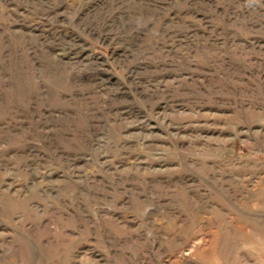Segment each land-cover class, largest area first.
Masks as SVG:
<instances>
[{
    "label": "rangeland",
    "instance_id": "1",
    "mask_svg": "<svg viewBox=\"0 0 264 264\" xmlns=\"http://www.w3.org/2000/svg\"><path fill=\"white\" fill-rule=\"evenodd\" d=\"M0 264H264V0H0Z\"/></svg>",
    "mask_w": 264,
    "mask_h": 264
}]
</instances>
